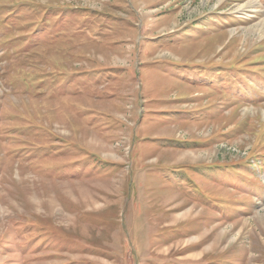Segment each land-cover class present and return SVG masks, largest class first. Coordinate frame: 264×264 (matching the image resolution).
Returning a JSON list of instances; mask_svg holds the SVG:
<instances>
[{"label": "rangeland", "instance_id": "374dc122", "mask_svg": "<svg viewBox=\"0 0 264 264\" xmlns=\"http://www.w3.org/2000/svg\"><path fill=\"white\" fill-rule=\"evenodd\" d=\"M0 264H264V0H0Z\"/></svg>", "mask_w": 264, "mask_h": 264}, {"label": "trees", "instance_id": "16d2710c", "mask_svg": "<svg viewBox=\"0 0 264 264\" xmlns=\"http://www.w3.org/2000/svg\"><path fill=\"white\" fill-rule=\"evenodd\" d=\"M60 30H61L62 32H64V31L66 30V28L63 26V27L60 28ZM62 38H65V37H62ZM69 40H70V42H73L74 39H69ZM222 164H223V165L220 166V167H221V168H225V170H227V171L229 172L230 176H231L232 178H234V176L231 175L232 172H234V166H233L231 163H228L227 165L224 164V163H222ZM199 167H200V168H199ZM211 167L213 168L214 166L204 167L203 164L188 165L187 167H185L186 169H185L184 171H189V170H192V169H195V168H199V169L203 170V173H204V174H207L206 172H209L208 170H211ZM240 170H241V169H240ZM241 171L243 172L244 170H241ZM239 173L242 175L241 172H239ZM176 174H180V172H177ZM242 176H244V175H242ZM214 205H216V206H217V205H222V203L219 202V201H215V202H214Z\"/></svg>", "mask_w": 264, "mask_h": 264}]
</instances>
